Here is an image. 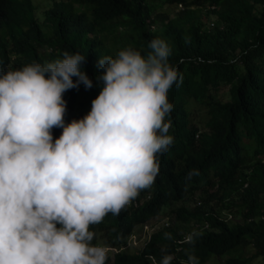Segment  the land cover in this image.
I'll use <instances>...</instances> for the list:
<instances>
[{
  "label": "trees",
  "instance_id": "obj_1",
  "mask_svg": "<svg viewBox=\"0 0 264 264\" xmlns=\"http://www.w3.org/2000/svg\"><path fill=\"white\" fill-rule=\"evenodd\" d=\"M168 4L177 6L173 17L159 10ZM36 14L33 0H0V71L52 62L65 51L85 56L81 70L93 87L64 93L66 124L91 111L102 87L100 58L127 47L146 56L149 42L159 38L183 76L167 94L173 143L157 155L153 185L118 215L90 226L93 244L117 249L107 264H159L164 249L172 264L189 254L199 264L264 258V0H61L45 11L44 23ZM228 87L225 101L218 93ZM86 105L89 110L76 113ZM192 105L206 112L204 125L192 120ZM61 133L54 128V140ZM161 216L169 217V226L154 224ZM152 223L143 247L126 251L134 230ZM194 232L192 244L179 243ZM247 245L251 258L241 254Z\"/></svg>",
  "mask_w": 264,
  "mask_h": 264
},
{
  "label": "clouds",
  "instance_id": "obj_2",
  "mask_svg": "<svg viewBox=\"0 0 264 264\" xmlns=\"http://www.w3.org/2000/svg\"><path fill=\"white\" fill-rule=\"evenodd\" d=\"M148 48L146 56L127 47L100 58V93L92 107L78 106L77 114L91 111L69 124L64 93L93 87L81 70L85 56L65 51L52 62L0 71V264H107L117 251L93 244L90 226L153 185L157 155L173 143L167 94L183 82L164 40ZM54 128L62 129L55 140ZM139 227L147 230L145 244L154 227ZM162 251L159 264H172L174 256ZM181 264L199 261L189 254Z\"/></svg>",
  "mask_w": 264,
  "mask_h": 264
},
{
  "label": "rangeland",
  "instance_id": "obj_3",
  "mask_svg": "<svg viewBox=\"0 0 264 264\" xmlns=\"http://www.w3.org/2000/svg\"><path fill=\"white\" fill-rule=\"evenodd\" d=\"M61 0H33L34 4L37 7V18L41 23H44V18H45V11L48 10L49 8L52 7L54 2H58ZM161 12H172V17L175 12H177V6L174 5H167L164 7L159 8ZM218 96L220 98H223V100H228L230 97V88L226 89H221L220 92L218 93ZM206 112L200 111L199 107L192 105V112H191V118L192 120L199 124V125H204L206 121ZM191 206H194V203L191 204ZM234 216V215H233ZM169 217L167 216H161L158 217L156 220H154V224L160 225L164 224L166 221L170 220L168 219ZM240 217H235L234 220H238ZM153 223L151 224L152 227ZM146 229H143V227H137L134 230L133 235L129 238L127 245L125 246L126 251L130 253H134L141 249L144 244V239L146 237ZM252 253H254V250L252 249L251 246L247 245L244 250H242V256L245 258H251ZM229 258V255L225 257V259ZM208 264H219V259L213 258ZM252 264H264V258H259L255 259Z\"/></svg>",
  "mask_w": 264,
  "mask_h": 264
}]
</instances>
